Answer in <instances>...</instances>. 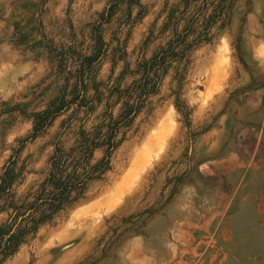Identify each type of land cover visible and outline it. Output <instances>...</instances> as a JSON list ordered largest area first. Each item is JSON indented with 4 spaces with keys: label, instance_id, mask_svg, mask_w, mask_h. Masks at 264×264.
I'll use <instances>...</instances> for the list:
<instances>
[{
    "label": "rangeland",
    "instance_id": "374dc122",
    "mask_svg": "<svg viewBox=\"0 0 264 264\" xmlns=\"http://www.w3.org/2000/svg\"><path fill=\"white\" fill-rule=\"evenodd\" d=\"M180 2L0 0V180L12 163L17 199L37 189L57 147L122 121L127 96L114 88L141 79L138 65L169 40L165 18ZM209 36L159 72L156 92L119 123L108 170L83 198L0 264H264V0H233L229 22ZM79 57L93 58L92 109L71 105L30 138L34 113L71 98Z\"/></svg>",
    "mask_w": 264,
    "mask_h": 264
},
{
    "label": "trees",
    "instance_id": "16d2710c",
    "mask_svg": "<svg viewBox=\"0 0 264 264\" xmlns=\"http://www.w3.org/2000/svg\"><path fill=\"white\" fill-rule=\"evenodd\" d=\"M232 3L233 0H181L169 9L163 25V31L171 32L169 40L148 61L138 65V69L142 68L143 72L139 81H134L123 92L114 88L117 96L122 93L127 96L120 122L136 115L142 108V102L156 92L159 72H164L172 61L179 62L192 47L209 42V33L215 24L220 22L223 27L229 22ZM111 12H108L105 20L111 16ZM92 62L91 57H79L78 65L72 74L74 83L70 91L71 98L66 99L63 92L46 109L34 113L30 138L33 139L42 133L55 117L67 111L71 105L78 108L88 106L85 99L88 81L84 79V72ZM131 96H136L137 100L130 105ZM87 108L92 109L89 106ZM120 122L110 119L107 124L102 122L91 135L79 133L76 144L66 152L57 147L49 160L48 171L37 185V189L21 198L17 199L12 192L17 176L13 164L4 167L0 180V213H7L8 218L0 225V263L13 255L24 239L36 233L41 225L51 222L58 213L82 199L88 184L99 179L108 170V158L116 147L114 139ZM103 126L106 127L105 131ZM97 148H105V156L90 165L89 161ZM154 213L155 211L149 208L135 215V220L129 222L131 227L120 233H117L118 229H114L109 245L120 239L123 232L135 230L132 228L145 214L149 217Z\"/></svg>",
    "mask_w": 264,
    "mask_h": 264
}]
</instances>
